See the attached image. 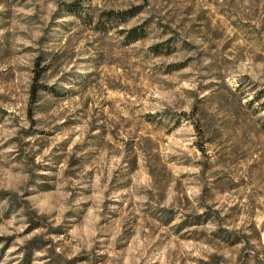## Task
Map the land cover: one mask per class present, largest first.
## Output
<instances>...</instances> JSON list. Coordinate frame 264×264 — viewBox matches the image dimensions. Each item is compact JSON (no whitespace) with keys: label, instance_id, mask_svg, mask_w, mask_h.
Instances as JSON below:
<instances>
[{"label":"rangeland","instance_id":"1","mask_svg":"<svg viewBox=\"0 0 264 264\" xmlns=\"http://www.w3.org/2000/svg\"><path fill=\"white\" fill-rule=\"evenodd\" d=\"M0 264H264V0H0Z\"/></svg>","mask_w":264,"mask_h":264},{"label":"trees","instance_id":"2","mask_svg":"<svg viewBox=\"0 0 264 264\" xmlns=\"http://www.w3.org/2000/svg\"><path fill=\"white\" fill-rule=\"evenodd\" d=\"M36 93H37V89L33 88V92H32V99H34L36 97ZM32 102L34 103L35 100H32Z\"/></svg>","mask_w":264,"mask_h":264}]
</instances>
